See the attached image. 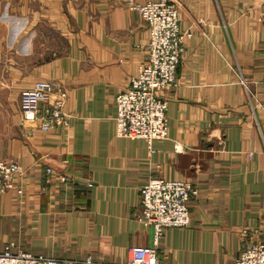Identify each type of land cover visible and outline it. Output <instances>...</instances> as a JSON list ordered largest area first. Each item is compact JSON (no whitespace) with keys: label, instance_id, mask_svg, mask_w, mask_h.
<instances>
[{"label":"crops","instance_id":"0c3cea01","mask_svg":"<svg viewBox=\"0 0 264 264\" xmlns=\"http://www.w3.org/2000/svg\"><path fill=\"white\" fill-rule=\"evenodd\" d=\"M124 1L0 0V160L24 169L23 193L0 196V249L125 264L130 247L153 244L137 219L140 189L164 178L199 194L159 257L232 264L264 241V0H173L185 53L177 84L161 92L169 135L151 145L116 135V96L150 39ZM39 80L67 92L66 123L49 131L21 124L20 93Z\"/></svg>","mask_w":264,"mask_h":264},{"label":"built area","instance_id":"2783aa9c","mask_svg":"<svg viewBox=\"0 0 264 264\" xmlns=\"http://www.w3.org/2000/svg\"><path fill=\"white\" fill-rule=\"evenodd\" d=\"M123 3L139 13L146 22L150 39L147 60L140 66L130 85L116 96V135L145 139L151 145L154 140L166 139L169 135V99L162 96L161 92L177 84L179 67L185 53L180 10L173 0H125ZM66 97L67 92L61 82L37 81L31 88L21 92L22 124L32 123L41 130L49 131L66 123ZM23 174L24 169L19 162L1 161L0 194L16 188L22 194L23 189L16 182ZM198 194V188L186 181L164 178L148 180L140 189L137 219L153 229V244L130 247L125 264H168L159 257L160 240L167 229L185 228L190 224V201ZM255 233L258 235L259 230H255ZM13 247L15 244L9 243L0 249V264H101L92 259L85 262L61 261L21 248L14 250ZM232 264H264V241L248 242Z\"/></svg>","mask_w":264,"mask_h":264},{"label":"rangeland","instance_id":"374dc122","mask_svg":"<svg viewBox=\"0 0 264 264\" xmlns=\"http://www.w3.org/2000/svg\"><path fill=\"white\" fill-rule=\"evenodd\" d=\"M147 1V0H146ZM145 2V1H144ZM183 33V32H182ZM241 81H242V83L244 84L245 83V81L243 80V79H241ZM22 92V91H21ZM20 96H21V93H20ZM19 104H20V98H19ZM20 112H21V106H20ZM21 117H22V112H21ZM22 121H23V117H22ZM21 124H22V122H21ZM32 125V124H31ZM30 125V123H26L25 125H23L22 124V126H23V128H25V129H27V128H33V126H31ZM16 161V160H14V159H2V160H0V162L1 161ZM16 162H18V161H16ZM17 182H18V179H17ZM16 182V183H17ZM19 187V186H18ZM18 194H21V193H19L18 192V189L16 188V189H14ZM11 191H13V190H11ZM8 192H10V191H8ZM8 192H5V193H2V194H0V196L1 195H3V194H6V193H8Z\"/></svg>","mask_w":264,"mask_h":264}]
</instances>
